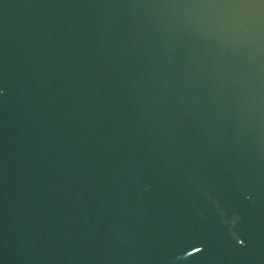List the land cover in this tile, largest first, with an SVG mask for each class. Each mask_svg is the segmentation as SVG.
I'll list each match as a JSON object with an SVG mask.
<instances>
[{"label":"water","instance_id":"1","mask_svg":"<svg viewBox=\"0 0 264 264\" xmlns=\"http://www.w3.org/2000/svg\"><path fill=\"white\" fill-rule=\"evenodd\" d=\"M0 264H264V0H0Z\"/></svg>","mask_w":264,"mask_h":264}]
</instances>
